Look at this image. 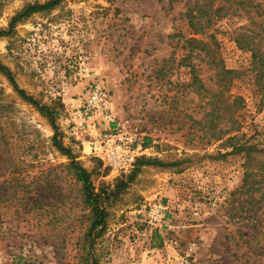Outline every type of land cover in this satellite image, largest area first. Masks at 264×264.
<instances>
[{
    "label": "rangeland",
    "instance_id": "obj_1",
    "mask_svg": "<svg viewBox=\"0 0 264 264\" xmlns=\"http://www.w3.org/2000/svg\"><path fill=\"white\" fill-rule=\"evenodd\" d=\"M52 1L0 0V64L57 125L0 71V264H264V15L226 16L198 35L182 16L195 0H61L16 19ZM254 2L264 14V0ZM245 30L262 58L237 47ZM175 33L201 40L214 58L194 60L204 85L220 67L238 71L229 92L241 98L233 141H201L179 114L200 119L209 96L188 85ZM96 86L114 119L141 133L127 173L90 152L100 116L97 134L95 117L85 131L71 130ZM55 132L72 157L55 146ZM235 143L255 147L250 161ZM72 158L105 212L95 229Z\"/></svg>",
    "mask_w": 264,
    "mask_h": 264
},
{
    "label": "trees",
    "instance_id": "obj_2",
    "mask_svg": "<svg viewBox=\"0 0 264 264\" xmlns=\"http://www.w3.org/2000/svg\"><path fill=\"white\" fill-rule=\"evenodd\" d=\"M60 1L61 0H54L42 6L29 7L25 11V13L17 16L16 19L18 20L26 14L45 9L51 5L58 4ZM173 2L174 0H169L170 4H172ZM251 12H253L254 15H257L259 18L264 15L263 13H260V5L258 3H255L254 0H223L222 4L217 5L216 0H195L186 7L182 16L185 19L190 33L192 35H198L205 34L207 30L213 27L215 22L226 16L246 15L252 20L254 15H251ZM5 33L6 32L4 31H0V35H3ZM174 37L177 38L178 43L181 39L184 42V46L180 47L183 58L180 60L179 65L190 68L191 80L188 85L196 88V90L194 89L195 95H203V93L199 92L203 90L204 95L209 96V101L206 103V106H209L208 111L205 112L200 119H193V115L185 114V109L179 111V114L190 119L191 127L192 124H195V126L198 127V131H201V134L197 135V139L201 141L206 140V143L212 142V140L217 141L224 135H229L227 141H233V139L235 138L231 134L234 131L238 132V130L240 129V122L235 116V111L237 109V104L240 102L241 98L238 96L234 97L229 92L234 80L239 75L238 71L228 70L220 67V69L217 71V74L215 75V80L213 81V83L211 85H204L201 81V78L199 77V64H197L196 61L209 60V63L214 64V58L212 57V55L209 56V53L204 51V49L201 47L204 44L201 40L193 37L185 38L181 33H175L174 35L170 36V38ZM254 39L255 37L253 36V34H249L246 30L243 32H239L234 37L237 47L240 50L250 51L251 58L255 60L262 57H259L260 48L259 46H257V43ZM0 71H2L8 77L9 81L12 83L15 91L18 94H20L24 99L37 107L39 110L45 111V113L50 116L51 124H53L55 131H57V125L55 124L54 118L52 117L54 112L51 111V108L46 105H40L32 97L26 95L23 90L19 89L11 71L7 67L0 64ZM222 122H224V126L226 129H222V127L221 129L219 128ZM53 139L55 142V146L61 152L72 157L70 150L60 145V142L57 140L56 132ZM254 149L255 147L253 145H240L239 143H235L233 147V151L235 152L241 150L245 151L246 157L249 159V161ZM69 165L74 170L77 179L84 185L83 188L85 190L86 202L92 206L93 213V221L90 225V228L95 229L103 224L105 216L104 209L100 207V205L98 204L97 196L93 194L91 183L89 182L86 170L82 168L73 158L70 160ZM246 183L248 182L245 181V185Z\"/></svg>",
    "mask_w": 264,
    "mask_h": 264
},
{
    "label": "built area",
    "instance_id": "obj_3",
    "mask_svg": "<svg viewBox=\"0 0 264 264\" xmlns=\"http://www.w3.org/2000/svg\"><path fill=\"white\" fill-rule=\"evenodd\" d=\"M104 97L100 87L90 88L81 109L70 118L74 122L71 130L85 131L92 124L91 119L100 116L104 129L87 142L90 152L100 159L104 166L120 174L127 173L133 167L138 151L142 149L141 133L126 123L117 122L108 111ZM155 210H150L152 220L160 216V212Z\"/></svg>",
    "mask_w": 264,
    "mask_h": 264
},
{
    "label": "crops",
    "instance_id": "obj_4",
    "mask_svg": "<svg viewBox=\"0 0 264 264\" xmlns=\"http://www.w3.org/2000/svg\"><path fill=\"white\" fill-rule=\"evenodd\" d=\"M76 92H80V89L76 90ZM72 102H73L72 103L73 106L77 107L79 105L80 100L73 99ZM94 120H97V123L94 124L95 126L97 125V128H94V126H93V128H90V132L97 134L102 129V125H100V118L95 117ZM98 125H100V126H98Z\"/></svg>",
    "mask_w": 264,
    "mask_h": 264
}]
</instances>
